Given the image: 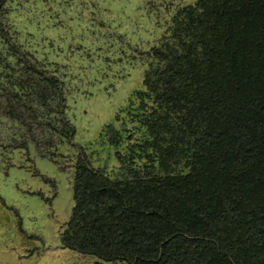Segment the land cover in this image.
I'll use <instances>...</instances> for the list:
<instances>
[{
  "label": "trees",
  "instance_id": "16d2710c",
  "mask_svg": "<svg viewBox=\"0 0 264 264\" xmlns=\"http://www.w3.org/2000/svg\"><path fill=\"white\" fill-rule=\"evenodd\" d=\"M3 15L0 115L38 145L70 141L61 80L7 39ZM150 53L127 124L99 133L116 170L79 147L62 246L124 264H264V0L179 7Z\"/></svg>",
  "mask_w": 264,
  "mask_h": 264
},
{
  "label": "rangeland",
  "instance_id": "374dc122",
  "mask_svg": "<svg viewBox=\"0 0 264 264\" xmlns=\"http://www.w3.org/2000/svg\"><path fill=\"white\" fill-rule=\"evenodd\" d=\"M194 1L0 0L7 39L61 80L64 115L74 130L70 141L38 145L33 129L27 133L0 115V264H124L61 244L74 163L82 147L94 167L116 170L115 148L99 133L106 124H127L151 47L174 12Z\"/></svg>",
  "mask_w": 264,
  "mask_h": 264
}]
</instances>
